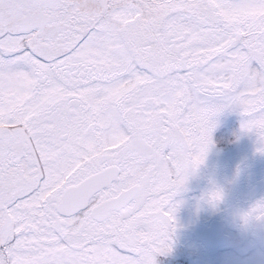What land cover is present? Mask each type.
Wrapping results in <instances>:
<instances>
[{
    "label": "snow or ice",
    "instance_id": "1",
    "mask_svg": "<svg viewBox=\"0 0 264 264\" xmlns=\"http://www.w3.org/2000/svg\"><path fill=\"white\" fill-rule=\"evenodd\" d=\"M225 111L264 154V0H0V264H158Z\"/></svg>",
    "mask_w": 264,
    "mask_h": 264
},
{
    "label": "flooded vegetation",
    "instance_id": "2",
    "mask_svg": "<svg viewBox=\"0 0 264 264\" xmlns=\"http://www.w3.org/2000/svg\"><path fill=\"white\" fill-rule=\"evenodd\" d=\"M214 130L213 144L204 163L189 177L185 189L175 198L180 202L178 214L188 213L189 223L184 220L187 227L198 226L193 234L194 241L182 244L175 237L174 244L186 252L195 248L193 250L198 253H212L216 260H220V252L230 244L251 242L254 244L251 253L240 255L241 258L264 264V222L243 225L238 222L237 215L264 200V154L256 151V144L240 151L233 133H225L223 127ZM214 188L224 192V199L216 206L205 199ZM224 237L227 243L215 245ZM184 264H189V258L184 259Z\"/></svg>",
    "mask_w": 264,
    "mask_h": 264
},
{
    "label": "rangeland",
    "instance_id": "3",
    "mask_svg": "<svg viewBox=\"0 0 264 264\" xmlns=\"http://www.w3.org/2000/svg\"><path fill=\"white\" fill-rule=\"evenodd\" d=\"M240 119L241 118L238 113L233 111H225L217 117V124L215 128L223 127L225 128V133H233L236 136L235 140L237 141V149L241 151L247 148L255 147L256 137L252 134L241 133ZM214 129L212 134L215 132ZM178 212L179 211L177 210L175 213L177 228L173 239L178 237L182 244H187L186 242L192 244L194 241L193 234L197 232L196 229H198V226L192 225L187 227L190 221V218L187 216L188 213L178 214ZM185 219L188 220V223H185ZM238 222L242 221L238 219ZM242 224L244 225L243 222ZM251 246L254 247V244L251 242H234L220 252L222 259L216 260L212 253H198L197 251L193 250L195 248H191V251L186 252L177 248L173 243L171 253L166 256H158L157 261L158 264H184V259L189 258V264H255L251 260L241 258L240 256H246L249 254V252L251 253Z\"/></svg>",
    "mask_w": 264,
    "mask_h": 264
},
{
    "label": "clouds",
    "instance_id": "4",
    "mask_svg": "<svg viewBox=\"0 0 264 264\" xmlns=\"http://www.w3.org/2000/svg\"><path fill=\"white\" fill-rule=\"evenodd\" d=\"M187 182H188V181H187ZM217 189H219V190L222 191V198H221V199H219V200H215V201H210V200L207 198V196L205 197L206 201H207L210 205H212V206H216V205H218V204L224 199V192H223V190L220 189V188H214L213 190H217ZM213 190H211V191H213ZM244 213H245V212L238 213L237 215L239 216L240 221H242L245 225L250 224V223L255 222V221H261V222H264V220H257V219H255L254 217H249V218L245 219V218H244Z\"/></svg>",
    "mask_w": 264,
    "mask_h": 264
},
{
    "label": "water",
    "instance_id": "5",
    "mask_svg": "<svg viewBox=\"0 0 264 264\" xmlns=\"http://www.w3.org/2000/svg\"><path fill=\"white\" fill-rule=\"evenodd\" d=\"M227 242V238L224 237V239L222 240V242H215V245L219 244V243H226Z\"/></svg>",
    "mask_w": 264,
    "mask_h": 264
}]
</instances>
